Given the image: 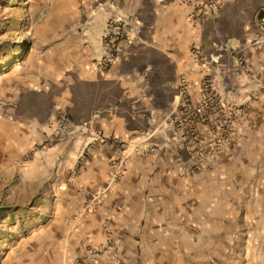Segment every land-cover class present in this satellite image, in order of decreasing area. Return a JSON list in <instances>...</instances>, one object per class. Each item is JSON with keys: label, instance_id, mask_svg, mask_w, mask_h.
<instances>
[{"label": "crops", "instance_id": "0c3cea01", "mask_svg": "<svg viewBox=\"0 0 264 264\" xmlns=\"http://www.w3.org/2000/svg\"><path fill=\"white\" fill-rule=\"evenodd\" d=\"M204 1L36 0L30 57L0 75V98L9 95L10 120L24 139L10 138L0 151L57 197L1 264H264L256 255L263 230L252 215L230 218L241 205L226 196L243 170L264 178V49L255 45L264 38V0H220L203 18ZM114 13L137 20L103 72L95 59ZM97 20L105 25L99 46ZM182 76L193 104L209 76L224 105L250 103L243 138L210 157L194 183L181 175L188 154L178 147L189 128L209 134L184 113ZM62 113L71 121L48 146ZM150 145L156 154L137 149ZM196 181L201 191L193 194Z\"/></svg>", "mask_w": 264, "mask_h": 264}, {"label": "rangeland", "instance_id": "374dc122", "mask_svg": "<svg viewBox=\"0 0 264 264\" xmlns=\"http://www.w3.org/2000/svg\"><path fill=\"white\" fill-rule=\"evenodd\" d=\"M35 3L36 0H23L19 5L10 6L8 0H0V43L10 41L26 45L27 42L31 43V40H34L35 27L39 24L38 19H33L30 15L35 8ZM94 25L97 26L96 30L102 31L92 36V40L99 46L104 34V21L97 20ZM30 48L23 60L17 61L12 68L23 65L27 61L31 54ZM7 96L0 98V119L5 122L4 127H1L3 122L1 124L0 121V131L1 128L5 130V138L0 140L1 145L9 144L10 138L24 139L22 131H25L13 128L15 123L10 120V107L6 106L9 98H7L8 101L5 100ZM33 152L34 150L30 148L24 156L28 155L31 159ZM25 173L27 171L23 168L20 170L14 159H9L8 152L0 151V207H21L26 210V213H17L13 221L12 217L8 216L0 219V264L10 248L15 245L16 240L27 236L33 225L52 213L57 197V194L50 193L46 186H42L40 179H31ZM238 180L240 185L233 190L232 194L227 193L226 196L233 197L232 200L237 205L240 203L241 206L231 210L232 214L229 217L243 219L247 215H252L257 224L256 228L263 230L264 234V178H254L251 173L243 170ZM199 182L196 181L192 185L195 188L193 194L201 191L198 187ZM258 238L262 240L261 237ZM256 255L258 258H263L260 262H264V250L257 252Z\"/></svg>", "mask_w": 264, "mask_h": 264}, {"label": "built area", "instance_id": "2783aa9c", "mask_svg": "<svg viewBox=\"0 0 264 264\" xmlns=\"http://www.w3.org/2000/svg\"><path fill=\"white\" fill-rule=\"evenodd\" d=\"M220 0H205L199 8V17H206L216 11ZM137 16L112 14L107 22L105 35L103 37L104 52L95 59V65L101 71H109L115 59H117L122 50V44L131 38L134 22ZM264 29V20H263ZM258 49H264V38L259 37L255 41ZM209 62H217V57L209 55ZM245 68L239 61L238 65ZM188 80L185 76L181 77V96L183 101V110L187 119H197L208 129V137L205 138L197 129L189 128L185 131L178 148L184 149L188 154V160L181 166V175L185 179H190L194 183L195 178L204 170L210 157L220 155L226 152L231 144L243 138L244 132L240 117L250 109V103L240 106H226L221 101V88L214 77H207L204 81L201 100L193 104L190 101L188 93ZM71 121V117L62 113L58 117V123L51 135L47 138L46 144L54 146L57 144L65 131V128ZM126 148V146H125ZM124 148V149H125ZM138 150L156 154L159 148L155 145L138 146ZM126 157L121 155L117 170L112 177L116 181L121 176V169L125 166ZM93 199L98 202V197L94 195Z\"/></svg>", "mask_w": 264, "mask_h": 264}, {"label": "trees", "instance_id": "16d2710c", "mask_svg": "<svg viewBox=\"0 0 264 264\" xmlns=\"http://www.w3.org/2000/svg\"><path fill=\"white\" fill-rule=\"evenodd\" d=\"M23 0H8L10 6L19 5ZM261 17H264L260 14ZM30 42L26 45L21 43L5 41L0 43V75L8 72L17 61L23 60L24 56L28 53ZM26 213V210L21 207H0V219L2 217H14L17 213Z\"/></svg>", "mask_w": 264, "mask_h": 264}]
</instances>
